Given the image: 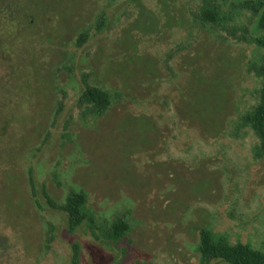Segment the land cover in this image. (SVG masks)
I'll list each match as a JSON object with an SVG mask.
<instances>
[{"label":"rangeland","instance_id":"rangeland-1","mask_svg":"<svg viewBox=\"0 0 264 264\" xmlns=\"http://www.w3.org/2000/svg\"><path fill=\"white\" fill-rule=\"evenodd\" d=\"M209 1L220 26L198 22ZM255 22L232 0H0V264H220L201 229L264 253V156L241 125ZM83 82L109 94L102 116ZM43 190L83 192L92 226L68 233Z\"/></svg>","mask_w":264,"mask_h":264},{"label":"trees","instance_id":"trees-1","mask_svg":"<svg viewBox=\"0 0 264 264\" xmlns=\"http://www.w3.org/2000/svg\"><path fill=\"white\" fill-rule=\"evenodd\" d=\"M232 1L238 3L243 11L252 14L255 18L256 22L251 28L250 34L259 35L254 39V42L258 47L264 49V0ZM197 19L204 26H220L222 24L220 7L216 3L209 1L201 7ZM14 23L15 21L11 20V23L8 25L13 31L15 30ZM102 27L103 21H100L98 23V30L100 31ZM17 32L18 30L16 29L15 33ZM86 38L87 34L82 33L77 40V46L81 47L86 42ZM8 48L10 47L0 44V54H4L5 52L8 54ZM256 75L261 79V88L257 93V104L244 115L241 119V125L248 127L256 136L258 140L256 152L258 156L262 157L264 156V63L256 68ZM79 102L82 106L94 109L96 115L102 116L110 106V96L107 92L96 87H91L88 83L83 82ZM30 182L32 188L36 189V184L32 176ZM43 195L50 209L64 215L68 233L72 234L84 225L92 226L91 216L86 209L87 198L83 192H71L66 201L61 205L53 202L44 190ZM127 231H129L127 221L125 219H118L112 223L106 233V237L111 242H118L123 239ZM198 250L203 263L264 264V253L262 251L252 248L249 244L240 242L231 244L223 237L215 238L208 229H201L199 231ZM78 259L79 254L77 248H73L71 263L78 264Z\"/></svg>","mask_w":264,"mask_h":264}]
</instances>
